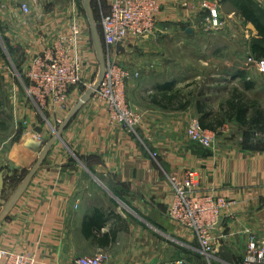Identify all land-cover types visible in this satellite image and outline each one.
Here are the masks:
<instances>
[{"label":"crops","instance_id":"obj_1","mask_svg":"<svg viewBox=\"0 0 264 264\" xmlns=\"http://www.w3.org/2000/svg\"><path fill=\"white\" fill-rule=\"evenodd\" d=\"M159 1L153 38L159 53L152 60L146 57L141 68L138 64L130 67L140 72L141 80L133 79L125 88L129 104L142 116L139 133L113 124L102 100L91 97L81 104L83 88L70 91L65 110L50 102L43 109L48 116L44 118L26 86L15 79L9 60L0 57V88L14 96L4 108L9 121L0 124L12 131L0 139V176L4 178L0 215L33 172L19 202L0 222L1 249L30 254L36 264H73L79 256L100 251L110 254L108 264L176 260L165 258V243L157 235L164 229L179 236L167 213L174 196L169 177L182 179L188 170L197 172L200 191L233 202L218 227V234L224 235L223 246L233 256L230 260L244 259L248 239L244 229L264 238V148L260 144L253 147L254 142H264V125L249 124L259 112L264 118V74L252 64L247 66L248 59L256 57L252 43L259 41L264 46V37L254 27L252 34H244L239 41L227 42L224 35L221 42L212 43L227 53L199 57L198 63L211 70L198 72L184 65L174 48L196 50L214 40L202 38L204 32L214 30L205 24L206 13L200 8L203 0ZM34 2L0 0V25L15 48L14 55L26 58L20 63L25 71L30 56L45 48V37L53 32L32 19ZM23 4L31 14L23 12ZM256 15L264 24L260 13ZM237 16L245 19L241 13ZM227 22L212 32L223 35ZM245 39L247 51L243 49ZM235 42L237 48L229 51ZM16 47H23V52ZM84 79L88 82L85 73ZM235 87L241 98H233ZM228 100L249 108L244 114L247 125L227 118ZM193 119L217 133L214 148L199 147L189 140L187 129ZM231 124L235 135L227 129Z\"/></svg>","mask_w":264,"mask_h":264},{"label":"built area","instance_id":"obj_2","mask_svg":"<svg viewBox=\"0 0 264 264\" xmlns=\"http://www.w3.org/2000/svg\"><path fill=\"white\" fill-rule=\"evenodd\" d=\"M109 11L103 13L101 27L103 40L107 48L121 47L130 39L143 40L157 31V18L161 4L159 0H108ZM220 0H203L201 10L206 13L205 24L210 28H221L233 14L222 10ZM25 14L31 13L27 4L22 5ZM67 24V30L52 32L45 37L46 46L33 54L25 76L26 89L31 100L40 107H48L52 102L62 110L67 108L70 91L78 85L91 86L84 80L83 62L80 48V17L76 8ZM248 61L264 74V58L250 57ZM140 76V72L122 67L117 63L107 66V73L101 87L92 97L102 100L108 107L113 124L122 125L134 132L142 122V116L129 104L125 86L131 79ZM62 121H58L61 124ZM192 142L214 148L217 133L204 129L198 119H193L187 129ZM169 181L174 196L168 208V217L181 227L193 231L199 241L200 251L208 260L214 258L225 262L219 256V246L224 235L218 234V225L228 216L233 202L224 196L205 194L200 191L197 172L188 170L180 179L170 176ZM247 236L245 256L240 264H264V238L250 229H244ZM110 254L100 251L95 255L79 256L73 264H108ZM30 254L11 252L0 248V264H36ZM125 264V263H121ZM162 264H189L184 259L166 261Z\"/></svg>","mask_w":264,"mask_h":264},{"label":"rangeland","instance_id":"obj_3","mask_svg":"<svg viewBox=\"0 0 264 264\" xmlns=\"http://www.w3.org/2000/svg\"><path fill=\"white\" fill-rule=\"evenodd\" d=\"M233 2L238 7L242 4L249 5L252 7L255 12L260 13L264 20V3H259L258 0H220V2ZM108 0H92V7L94 10L95 20L99 29V32L103 38L102 29H101V18L103 13H105L108 9ZM34 8L35 16H31L32 19L36 21L37 26H42L43 28H46L49 31H63L68 24V22L71 20L73 16V8H76L80 17V48L79 53L81 56V60L83 62V74H87V81L92 83L97 75V71L99 68V64L96 58L95 50H94V44L92 40L91 35V29L90 25L87 19V15L84 8V1L83 0H35L34 5H32ZM31 14V13H30ZM234 19L232 21H228L227 23V31L223 33V35L219 33H215L212 31H216L215 29L212 31L204 32V35L202 38L203 40L210 41L208 38H213L214 40H211V43L207 47L199 46L196 50L191 49L190 47H175L174 54L181 56V60L183 61L184 65L188 66V68H194L196 71H200L205 73L208 70H211L209 67H206L203 63H198L199 57L202 56H208L212 53L215 54V56H220V52L224 51V54L227 53L226 49L223 50V47H219L220 44L212 43V42H221L220 39L224 37L227 40V42H230L231 40H241L244 37V34H252L251 25L243 19V17H238L237 14H233ZM27 16H25L26 18ZM22 18V20L28 22L27 19ZM242 28V29H241ZM237 30L239 32L237 33ZM244 30V31H243ZM52 33V32H51ZM243 33V34H242ZM41 36L43 34H40ZM185 35V34H184ZM156 36V33L151 35L147 39L143 40H133L131 43H126L121 47H111L107 48L105 45L106 50V65H109L110 63H117L118 65L122 67L130 68L133 66V64H138L142 66L141 62L145 61V58H151L149 60H152V57H155L159 53V47L157 46L156 41L153 39ZM186 36V35H185ZM207 38V39H205ZM220 38V39H219ZM251 40L254 39V37H250ZM255 40V39H254ZM237 41V42H238ZM245 44H243V49L247 51V44L248 41L245 39ZM232 43L233 49H228L229 51L235 50L237 48L236 44ZM224 44V43H223ZM231 44V43H229ZM18 50L23 52V47H16ZM15 48L11 45L9 40L7 39L4 31V26L0 25V57H5L9 60L8 64L10 66V69L12 70L13 74L15 75V79L20 85L26 86L27 79L25 76V67L21 66V61L26 62V58L24 56H21L19 58L18 56H15L14 54ZM228 51V54L231 53ZM233 54V53H232ZM33 56V55H32ZM29 60L31 59V57ZM195 57L197 58V63L194 64ZM7 60V61H8ZM251 63L247 61V66ZM197 65V66H195ZM200 65L204 66L201 67ZM141 68V67H140ZM143 70V68H142ZM85 80V79H84ZM131 79L130 81H132ZM136 81L141 80V77L134 79ZM86 81V80H85ZM128 81V83L130 82ZM127 83V84H128ZM22 86V87H23ZM25 88V87H24ZM76 88H83L87 90L88 88L83 85H78ZM127 89V85L125 86ZM125 89V93L127 96V90ZM4 89L0 88V103L4 106L0 108V124H2L4 121H9V112L7 110H4L6 106V102H13L14 96L4 94ZM220 97V95H219ZM25 98L28 102L31 103L35 101L29 100L28 96L25 94ZM33 103V105H35ZM36 106V105H35ZM49 106V104H48ZM41 115L44 118H48L47 112L44 109V107H37ZM6 124V123H5ZM141 125V124H140ZM140 125L136 127L134 133H139L142 131L140 128ZM227 129H230V134L235 135L236 134V128L231 124ZM12 131L9 127L3 128L2 125H0V139L5 138L9 135H11ZM222 133V132H221ZM219 132V134H221ZM264 148V142H254V145H259ZM197 145V144H196ZM199 146V145H197ZM201 147V146H199ZM208 149V148H207ZM169 218V217H168ZM169 220L173 223V225L177 228V233L180 236H176L168 233L167 230L162 229L163 231L161 233H158L157 237L159 240L163 241L165 243V258H178V259H184L188 261L189 264H226L225 262H221L219 260H215L214 258L211 260V262L208 260V258L201 253L200 251V245L197 241V238L195 234L184 227L178 226L175 222H173L170 218ZM176 236V237H174ZM223 246V243H222ZM219 261V262H218ZM225 261L228 262V264H240L241 261H233L230 259H226Z\"/></svg>","mask_w":264,"mask_h":264},{"label":"water","instance_id":"obj_4","mask_svg":"<svg viewBox=\"0 0 264 264\" xmlns=\"http://www.w3.org/2000/svg\"><path fill=\"white\" fill-rule=\"evenodd\" d=\"M83 1H84L85 12H86L87 19H88L90 29H91V35H92V40H93V44H94V50H95L96 58H97V61L99 64V68H98L97 75H96L95 79L91 83V86L86 90V92L82 96L81 104H84L85 102L89 101L90 98L95 93V91H97L101 87V85L104 81V78L106 76V73H107L106 50H105L106 47H105L104 40H103V38L99 32V29H98V26H97V23L95 20L94 10L92 7V0H83ZM222 10L226 14H239L240 13V9L238 7H236L230 1H227V2L222 4ZM251 27L253 28L252 25H251ZM58 135H59V131H56V136H58ZM49 146L46 147L45 151H47ZM43 158L44 157H42L41 159H43ZM32 174H33V172H31L29 174V176L27 177L25 182H23L20 185V187L17 189L14 196L9 201L5 212H3L0 215V222L4 218V216L6 215L7 211L12 210L17 205V203L19 202V200H20V198L24 192V189L27 186ZM3 188H4V178L1 175L0 176V189L2 190ZM223 222H224V220H221V222L219 223L218 226L222 225ZM219 254L222 255L223 257L227 258V259H232V257H233L232 254L229 252V250L222 245L219 246Z\"/></svg>","mask_w":264,"mask_h":264},{"label":"trees","instance_id":"obj_5","mask_svg":"<svg viewBox=\"0 0 264 264\" xmlns=\"http://www.w3.org/2000/svg\"><path fill=\"white\" fill-rule=\"evenodd\" d=\"M108 3V2H107ZM225 3V2H224ZM235 5V4H234ZM109 6V3H108ZM236 7H238L237 5H235ZM240 9V13L245 17L246 21L251 24L254 29H256L257 33L261 36L264 37V24L261 22L260 18L256 15L255 10L250 7L249 5H245L242 4L238 7ZM109 11V7L107 9V11L105 13H107ZM102 29V27H101ZM103 34V32H102ZM262 43L259 41H254L252 43V51L253 53H256V57H264V46L261 45ZM247 88H249L247 86ZM237 87L234 88L233 91V98L237 99V98H241L242 95L237 94ZM241 94V93H240ZM227 118L232 119V117L236 118L237 121H240L242 124L247 125L248 122L244 119V114H246V112L249 110V108L244 109L243 106L240 104V102H231V100H228L227 102ZM256 106L253 105L252 108H255ZM199 108L201 109V107L199 106ZM258 112V111H257ZM210 114V113H208ZM259 117H257L256 119H251L249 124H253V123H261L264 125V118L261 117V113L259 112ZM208 115L205 114L204 117H207ZM220 123V121H219ZM4 189V188H3ZM3 189L1 190V192L3 191Z\"/></svg>","mask_w":264,"mask_h":264}]
</instances>
